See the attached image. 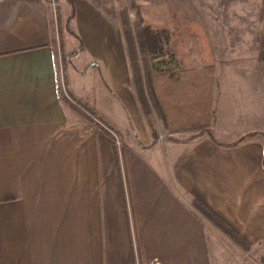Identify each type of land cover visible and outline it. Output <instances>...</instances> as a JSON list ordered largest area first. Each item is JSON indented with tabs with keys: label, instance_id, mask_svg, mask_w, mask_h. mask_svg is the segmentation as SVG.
I'll list each match as a JSON object with an SVG mask.
<instances>
[{
	"label": "crops",
	"instance_id": "1",
	"mask_svg": "<svg viewBox=\"0 0 264 264\" xmlns=\"http://www.w3.org/2000/svg\"><path fill=\"white\" fill-rule=\"evenodd\" d=\"M53 16L52 0H0V264H223L233 243L194 201L264 249L262 78L164 71L156 141L113 17L102 14L105 33L76 16L95 70L59 65ZM226 82L256 88L236 101L221 97ZM79 102L111 121L123 150ZM217 110L230 139L212 131Z\"/></svg>",
	"mask_w": 264,
	"mask_h": 264
},
{
	"label": "rangeland",
	"instance_id": "2",
	"mask_svg": "<svg viewBox=\"0 0 264 264\" xmlns=\"http://www.w3.org/2000/svg\"><path fill=\"white\" fill-rule=\"evenodd\" d=\"M72 1L75 6V18L68 29L67 19L72 9L70 2L63 1L60 5L52 0L55 46L59 65L63 69L67 64L73 68L85 67L89 69L94 67L95 70L102 68L95 64L90 51H85L83 48V41L78 38L81 27L76 16L93 19L95 31L108 33L103 25L105 22L102 20V14L108 13L118 25H113V41L114 43L118 42L116 38V33H118L120 41L118 45L124 49L123 26L118 16L121 11L125 12L129 19L135 40L139 30L155 29L156 27L166 29V31L158 33V36L159 38L168 36V39L156 43L159 47L162 44L163 46L160 48L163 47L162 49L167 50L165 56L154 59L148 54L150 45H145L146 55L144 57L138 53L142 65V76L145 78V89L148 93L153 92L148 94L147 98L156 141L159 139L158 133L162 131L156 95L159 94L160 75L161 77L166 76L163 75L164 71L173 75L177 74L178 77L188 80L202 78L208 79L210 82L217 81L219 75H222L220 78L224 80L228 78L230 80L231 77L235 78V75L240 74L247 79L252 76L255 79L260 77L263 82L264 94V38L260 39L261 34L264 35V0H94L95 5L89 0ZM92 8L96 11L94 18L88 16V12ZM63 43L67 48V51L64 52ZM72 48H77L79 53L81 52L75 60H73L74 57L71 59V54H68ZM201 65L210 66L207 69H202ZM189 67H194L195 71L188 70ZM229 69H234V71H229ZM171 70L178 71L175 73ZM87 76L81 78V82L89 87L87 83L90 74ZM131 78L133 79V75ZM68 82L69 78L66 77V83L69 84ZM225 84V94L221 93V97H232L233 100L234 95L235 97L242 96L244 92L249 91V88H256V85L249 82L238 88L232 87L231 83L226 82ZM155 85L157 93L154 89ZM71 96L73 97L72 93ZM238 98L236 97L235 100L238 101ZM211 122L214 124L212 131L218 139L224 140L232 137L223 134L222 131L225 128L220 126L221 119L218 110ZM262 125L264 126V122ZM257 134L258 132L250 133L246 137ZM259 134L264 140V133L259 132ZM118 139L121 143L119 148L123 150L124 141L120 136ZM242 139L244 140V138ZM222 233L233 243L230 249L222 248L225 257L223 264H264L263 248L251 247L247 243L250 248L246 250L224 232Z\"/></svg>",
	"mask_w": 264,
	"mask_h": 264
},
{
	"label": "trees",
	"instance_id": "3",
	"mask_svg": "<svg viewBox=\"0 0 264 264\" xmlns=\"http://www.w3.org/2000/svg\"><path fill=\"white\" fill-rule=\"evenodd\" d=\"M55 2H58L59 0H54ZM70 2L71 4V13L67 19V27L70 29V23L75 18V6L73 4L72 0H66ZM119 20L123 26V32H124V39H125V51L128 57L129 66L131 70V74L133 75L135 88L138 94V97L141 101V104L143 106V109L146 114H149V101H148V93L145 89L144 80L142 76V65L139 59V55L141 57H144L146 55L145 53V45H150L148 48V51L150 56H152L154 59L160 58L162 56H165L164 54L167 53L166 49L160 48L163 46L162 44L157 46L156 43H160V40H167L168 36L164 38H159L158 33L166 31L165 28H145L144 30H139L136 35L132 31V28L130 27L129 19L125 12L118 14ZM138 48V49H137ZM139 53V55H138ZM72 55H75L74 53ZM148 79V78H147ZM146 84V83H145ZM154 96V94H153ZM72 106L75 110H77L82 117H84L88 122L96 124L99 128L104 130L109 137H111V134L108 132L107 128L109 129H115L114 125L104 116L102 115H96L94 110L87 104L79 102L78 105L72 103ZM116 132V131H115ZM112 138V137H111ZM243 139L239 140L238 142L232 144L231 146H235L238 143L242 142ZM194 207L199 210L212 224H214L216 227H218L222 232H224L227 236L232 238L235 242H237L240 246H242L244 249L248 250L250 246L247 244L245 240H243L236 232H234L231 228H229L222 220H220L216 215H214L211 211H209L204 205H202L198 201H194Z\"/></svg>",
	"mask_w": 264,
	"mask_h": 264
},
{
	"label": "built area",
	"instance_id": "4",
	"mask_svg": "<svg viewBox=\"0 0 264 264\" xmlns=\"http://www.w3.org/2000/svg\"><path fill=\"white\" fill-rule=\"evenodd\" d=\"M107 130H108V132L111 134V136H113L114 142L119 146L121 143H120V141H119V139H118V136H117V134L115 133V131L112 130V129H109V128H107Z\"/></svg>",
	"mask_w": 264,
	"mask_h": 264
}]
</instances>
